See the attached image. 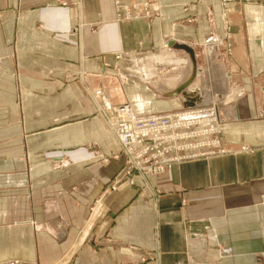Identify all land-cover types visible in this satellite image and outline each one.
<instances>
[{
  "label": "crops",
  "instance_id": "1",
  "mask_svg": "<svg viewBox=\"0 0 264 264\" xmlns=\"http://www.w3.org/2000/svg\"><path fill=\"white\" fill-rule=\"evenodd\" d=\"M213 7L223 35L218 0H0V263L264 264V0L229 5L227 74L193 81L178 45ZM122 103L214 108L230 153L126 175Z\"/></svg>",
  "mask_w": 264,
  "mask_h": 264
},
{
  "label": "rangeland",
  "instance_id": "2",
  "mask_svg": "<svg viewBox=\"0 0 264 264\" xmlns=\"http://www.w3.org/2000/svg\"><path fill=\"white\" fill-rule=\"evenodd\" d=\"M220 3V12L222 15V29H223V35H216V29L215 26L216 24H214V22L212 21L213 16H215V13H213V8H211L207 13V16L209 15L208 21L209 24L211 26V34L208 35L205 39V41L202 44H197V42H195L193 45H191L192 51L193 52H189L186 49H183L181 47V50H178V55L179 57H184L185 61H186V57H190L191 58V62L193 63L194 66V70H195V74L194 77L195 79L193 81H196L197 78L199 79H203L204 74H205V70H209V68L212 69L213 72V83H219V81H221L222 79V74H227V70H226V65L224 62V57L223 53L229 52L230 51V29H231V25H232V18H231V12H230V8L229 5H232L234 3H239V4H243L249 0H218ZM222 1H224L225 5L222 3ZM116 10L117 12H119V14H121L120 9L121 6L120 4L117 2L116 4ZM136 6H138V4H133L131 6H129L128 11L124 14L127 17L130 16H138L139 14H143L148 16L150 14L149 10L145 9V5L143 6V10H141V12L139 10H137L138 8H136ZM127 8V7H125ZM143 12V13H142ZM211 45V49H210V53H207V48L205 45ZM174 49L177 47H173ZM177 48V49H178ZM176 51V50H174ZM195 54V55H194ZM184 60V59H182ZM183 62V61H182ZM185 63V62H184ZM179 66H182L184 68L182 69H178V68H167L164 70H161V72L159 73V77L157 80H159V78H161V76L165 73V74H171V73H184L186 70V63L185 64H181ZM223 71V72H222ZM197 75V76H196ZM211 80V79H210ZM148 81H152L151 79ZM155 82V81H153ZM152 82V83H153ZM150 84V83H149ZM88 92L90 93V95L92 96V98L94 99V96L97 98L100 93H98L100 91V89H95V88H88L87 89ZM225 94H234V92L231 91V88H227L224 92ZM199 96H201L200 93H198ZM178 98L183 99L181 97H179L178 95H176ZM220 99H223V97L225 96L224 94H222L221 92H219ZM184 101V100H182ZM217 104H222L220 101H218L217 99H215ZM223 102V101H222ZM223 106V105H222ZM221 106V107H222ZM229 107H231L230 105H228ZM227 106L221 108V114H222V119H226L227 115H225L224 110L227 108H229ZM183 109H188V107L183 106L182 108L178 107V108H174V109H164V110H160L159 113H169V112H183ZM198 110L202 111V108H198ZM195 111V109H194ZM154 113V112H153ZM194 122H189L190 119H182L183 121H185L186 123L183 125V127H181L179 129V131L182 132L183 137L180 138L177 142L179 144H181L183 147L180 150H177L172 154V156H174L176 159L178 158L177 156H179L180 160H176L177 162L175 163H182L185 161H189V160H194V159H198V158H205L207 156H213V155H225V153H230L226 150L227 147H225L222 143V139H221V135H219V130L214 129L215 126L209 124V120L204 119L205 116V112L203 113H199L195 112L192 113L191 115H189ZM193 116V117H192ZM200 121V119H202ZM222 127V122L220 124V128ZM175 154V155H174ZM170 168V167H169ZM168 168V169H169ZM167 169L161 171L160 173L166 171ZM159 174V173H157ZM13 261V260H11ZM8 261H6L5 263H7ZM10 262V261H9ZM16 262V261H15ZM16 264H21L20 261L16 262Z\"/></svg>",
  "mask_w": 264,
  "mask_h": 264
},
{
  "label": "built area",
  "instance_id": "3",
  "mask_svg": "<svg viewBox=\"0 0 264 264\" xmlns=\"http://www.w3.org/2000/svg\"><path fill=\"white\" fill-rule=\"evenodd\" d=\"M117 107L125 108V112L121 111L122 108L120 112L115 109L108 117L125 158V165L121 169L124 174L155 175L171 167L177 159L180 160L179 156L176 159L172 154L183 147L177 142L183 137L179 129L186 123L182 119H190L189 115L193 112L187 115L184 112L145 115L132 112L128 103L118 104Z\"/></svg>",
  "mask_w": 264,
  "mask_h": 264
},
{
  "label": "bare ground",
  "instance_id": "4",
  "mask_svg": "<svg viewBox=\"0 0 264 264\" xmlns=\"http://www.w3.org/2000/svg\"><path fill=\"white\" fill-rule=\"evenodd\" d=\"M222 3L225 5L224 1H222ZM182 107L183 106H180V108H182ZM185 107H188V109L182 110L185 113V115H187L188 113H192V112L193 113L198 112V114L205 112L204 119L209 120L208 121L209 124L214 125L215 126L214 129L219 130V135H222V130L220 128V124H221L222 120L214 108L207 107V106H205V104H202V103L194 104V105H187ZM198 108H202L203 110L200 111V110H198ZM194 109H195V111H194ZM151 113H153V112H151ZM151 113H146L145 115H149ZM201 120H203V118L200 119V121ZM110 126H111V123H110Z\"/></svg>",
  "mask_w": 264,
  "mask_h": 264
},
{
  "label": "water",
  "instance_id": "5",
  "mask_svg": "<svg viewBox=\"0 0 264 264\" xmlns=\"http://www.w3.org/2000/svg\"><path fill=\"white\" fill-rule=\"evenodd\" d=\"M170 43H171V41H169V44ZM178 46L181 47V48H184V49L188 50L190 53L192 52L191 49L188 46L184 45V44H179Z\"/></svg>",
  "mask_w": 264,
  "mask_h": 264
}]
</instances>
